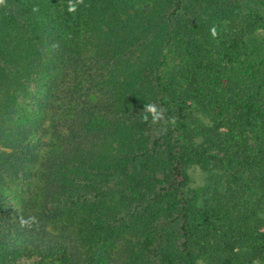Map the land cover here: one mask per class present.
I'll list each match as a JSON object with an SVG mask.
<instances>
[{
  "label": "trees",
  "instance_id": "16d2710c",
  "mask_svg": "<svg viewBox=\"0 0 264 264\" xmlns=\"http://www.w3.org/2000/svg\"><path fill=\"white\" fill-rule=\"evenodd\" d=\"M20 259L264 264V0H0V264Z\"/></svg>",
  "mask_w": 264,
  "mask_h": 264
},
{
  "label": "clouds",
  "instance_id": "9594fccd",
  "mask_svg": "<svg viewBox=\"0 0 264 264\" xmlns=\"http://www.w3.org/2000/svg\"><path fill=\"white\" fill-rule=\"evenodd\" d=\"M69 12H75L76 8L75 5H70L68 8ZM215 29L212 30V35L215 36ZM145 113L146 115L144 116V120H147L149 117H151L152 122L155 123L156 121L161 119V114L157 111L155 106L153 105H147L145 107Z\"/></svg>",
  "mask_w": 264,
  "mask_h": 264
},
{
  "label": "rangeland",
  "instance_id": "374dc122",
  "mask_svg": "<svg viewBox=\"0 0 264 264\" xmlns=\"http://www.w3.org/2000/svg\"><path fill=\"white\" fill-rule=\"evenodd\" d=\"M193 181H195V182H197V183H199L200 182V180L202 179V177L199 175V173L198 172H194L193 173ZM31 263V261L30 260H27V259H20L18 262H17V264H30Z\"/></svg>",
  "mask_w": 264,
  "mask_h": 264
}]
</instances>
